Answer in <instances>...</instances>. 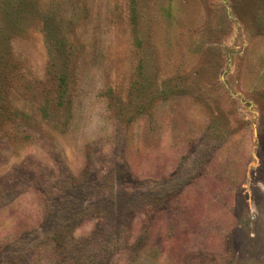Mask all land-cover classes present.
<instances>
[{"label": "rangeland", "instance_id": "obj_1", "mask_svg": "<svg viewBox=\"0 0 264 264\" xmlns=\"http://www.w3.org/2000/svg\"><path fill=\"white\" fill-rule=\"evenodd\" d=\"M0 264H264V0H0Z\"/></svg>", "mask_w": 264, "mask_h": 264}]
</instances>
